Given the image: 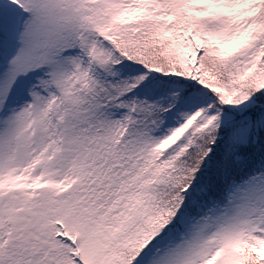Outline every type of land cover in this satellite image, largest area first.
Instances as JSON below:
<instances>
[{
  "label": "snow or ice",
  "instance_id": "obj_1",
  "mask_svg": "<svg viewBox=\"0 0 264 264\" xmlns=\"http://www.w3.org/2000/svg\"><path fill=\"white\" fill-rule=\"evenodd\" d=\"M0 264H264V0H0Z\"/></svg>",
  "mask_w": 264,
  "mask_h": 264
}]
</instances>
